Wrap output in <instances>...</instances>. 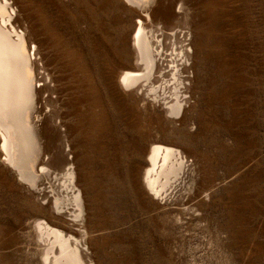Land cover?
<instances>
[{
	"label": "rangeland",
	"instance_id": "374dc122",
	"mask_svg": "<svg viewBox=\"0 0 264 264\" xmlns=\"http://www.w3.org/2000/svg\"><path fill=\"white\" fill-rule=\"evenodd\" d=\"M21 2L64 56L68 98L76 104L83 80L93 99L67 120L87 173L102 264H264V0H197V81L184 126L157 123L134 94L110 85L117 67L134 60L128 5ZM151 137L197 160L210 194L195 215L154 202L137 183ZM38 218L57 222L0 162V264H37Z\"/></svg>",
	"mask_w": 264,
	"mask_h": 264
},
{
	"label": "bare ground",
	"instance_id": "6f19581e",
	"mask_svg": "<svg viewBox=\"0 0 264 264\" xmlns=\"http://www.w3.org/2000/svg\"><path fill=\"white\" fill-rule=\"evenodd\" d=\"M121 1L133 18L126 40L134 60L117 67L110 85L116 93L134 94L157 123L184 126L197 81V0ZM27 9L21 0H0V162L57 219L33 222L36 263L102 264L87 173L76 129L67 120L78 114V104L91 108L93 99L83 80L77 105L68 98L64 56L52 49V38ZM141 156L136 181L144 194L195 215V205L210 194L199 181L197 160L157 137L147 140Z\"/></svg>",
	"mask_w": 264,
	"mask_h": 264
}]
</instances>
